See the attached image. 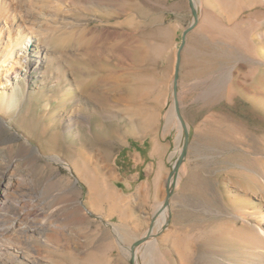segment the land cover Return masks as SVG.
<instances>
[{
    "label": "rangeland",
    "instance_id": "1",
    "mask_svg": "<svg viewBox=\"0 0 264 264\" xmlns=\"http://www.w3.org/2000/svg\"><path fill=\"white\" fill-rule=\"evenodd\" d=\"M48 1L53 14L59 3L73 31L51 41L52 67L32 77L20 107L0 112L8 124L0 131V172L11 156L16 172L28 173L17 166L22 143L41 151L35 180H23L12 192L0 223L18 215L23 227L33 226L57 207L74 218L63 227L55 213L52 229L0 234V247L22 251L18 262L5 254L0 264H132L131 247L148 234L162 207L185 142L174 84L183 34L194 23L190 0ZM194 1L198 22L186 37L178 84L189 152L167 218L162 211L156 216L152 235L136 247L135 264H145L143 252L156 242L171 264H181L173 245L199 249L208 242L230 259L264 263V248L245 237L250 226L240 217L264 211L260 179L250 170L264 169V94L254 96L264 90V0ZM5 20L0 34L7 33ZM58 98L68 109L41 120ZM27 105L34 121L23 125L18 113ZM69 119L70 134L56 147L52 132ZM45 127L50 132L44 138L38 132ZM157 178V193L139 210L136 184ZM47 179L54 191L44 196ZM21 199L41 204L33 211L17 205Z\"/></svg>",
    "mask_w": 264,
    "mask_h": 264
},
{
    "label": "bare ground",
    "instance_id": "2",
    "mask_svg": "<svg viewBox=\"0 0 264 264\" xmlns=\"http://www.w3.org/2000/svg\"><path fill=\"white\" fill-rule=\"evenodd\" d=\"M57 1L53 2L57 3ZM75 1L83 2L81 0ZM92 2H96V0H92ZM50 3L51 1L48 0H0V22L5 19L7 20V33L5 30V33L0 34V112L10 113L20 107L21 101L24 99L27 87L32 77L36 76L37 72H42L41 69L43 67H52V63L50 62L51 51L49 49L51 41L57 34H72L71 32L73 31V27L65 26V24H69V20L66 19L67 17L62 13V8L58 7L60 6L58 5L59 3L56 8H54L57 10L54 14V10L52 12L49 11L50 7H54ZM50 71L51 70L49 69V72ZM41 74L44 73L42 72ZM103 79H100L99 81ZM45 88L46 87H42L41 90L44 91L46 90ZM55 89L60 91L62 89V84L59 83ZM80 90L84 92V86L80 87ZM17 92H21L22 95H18ZM263 94L264 90L262 89L254 91L255 97ZM48 99L54 100L56 97H54V94H50ZM61 100V98H58L55 107L48 106L47 109H45V118L41 120L52 118L53 115L58 112V109H68L69 106L67 102ZM48 104L49 103L46 102L44 105ZM18 116L20 117L19 121H21L23 125L33 124L34 119L32 118L31 107L29 105L25 106V110L23 112L20 110ZM72 120L73 119H69L63 123L61 129L56 128V131L52 132L51 139L54 141V145L56 147L62 146L64 139L68 134H70ZM39 122L41 123L42 121L39 119ZM6 126H8L7 122L0 119V131H4ZM49 132L50 129L45 127L39 130L38 135L44 138L49 137ZM98 142V139L92 141L90 146L94 149V147L99 145ZM88 148L89 147H87V149ZM90 149L91 151H94L92 148ZM69 150L70 149H67L66 151ZM19 153V156H21L23 160L17 163V166L22 165L26 167L28 169V173L23 174L21 177L19 175L20 173L18 174L16 172V162L18 161H15L11 158V156L7 159L5 168L0 172V211L2 210V207L11 203V195H13L12 192L23 183V180H35L36 170L38 169L37 162L40 158L39 154L41 153L40 148L31 144L22 143ZM53 159L57 160V158ZM250 170L258 175L260 179L259 190H261L263 195L262 197L264 198V169L252 167ZM42 185V195L49 196L53 193L54 189H52L53 187L49 179L42 182ZM18 204L27 205V207H31L33 211H37L41 202L37 204L35 200L31 201L28 199H21L17 201V205ZM161 206L162 205H160V207ZM58 208L59 207L51 213V216H48L47 219L45 218V221H40L38 224L33 226L23 227L22 224L19 223L17 215V217H15L10 223H0V234H2V236H6L10 231H18L21 229L22 233L29 235L31 231L40 232L44 228H51L53 226L51 225L52 220L50 218H52L55 213L56 215L58 214L57 218L61 220L60 225L67 227L70 220L74 217L72 218V216L68 213L67 208L63 210ZM165 210L166 208L161 210L164 221L167 218ZM240 217L243 223L250 226L248 230L249 234L247 233L245 237L249 241H253L254 245L258 246L256 249L264 248V211L250 209L248 212L242 213ZM75 220L78 219L75 218ZM203 245L204 246L201 245L198 249L188 244H177L173 245L172 249L180 257L181 264H264L253 261V263L247 261H236L226 257L223 250L214 248L209 242ZM5 254L12 255L13 260H15L16 263L20 260L22 251L16 245L11 246V248L0 247V257L5 256ZM143 258L145 264H171L169 254L164 251L161 243L159 242L147 247L143 252Z\"/></svg>",
    "mask_w": 264,
    "mask_h": 264
},
{
    "label": "water",
    "instance_id": "3",
    "mask_svg": "<svg viewBox=\"0 0 264 264\" xmlns=\"http://www.w3.org/2000/svg\"><path fill=\"white\" fill-rule=\"evenodd\" d=\"M190 4H191V9H192V13H193V16H194V23L189 27L187 28L185 31H184V34H183V39H182V43H181V46L178 50V58H177V64H176V74H175V84H174V96H175V107H176V111H177V114L181 120V123L184 127V130H185V142L183 144V148H182V151L180 153V156L178 157V159L176 160V163L174 165V168L173 170L171 171L170 173V178H169V181H168V185H167V195H166V198H165V201L162 205V207L156 212L154 218H153V223L151 224L150 226V229H149V232L146 236L142 237V238H139L137 239L132 247H131V252H132V264H135V259H136V247H138L141 243H143L144 241H146L151 235H152V229L154 227V221L156 219V216L160 213V211L166 207L169 206L170 204V198L172 196V193H173V188L175 187L176 185V182L178 180V175H179V170L186 158V156L188 155V152H189V147H190V136H189V130H188V126L183 118V115H182V111H181V105H180V100H179V77H180V67H181V61H182V51H183V48L186 44V37H187V34L188 32L196 25V23L198 22V9L196 8V4H195V1L194 0H190Z\"/></svg>",
    "mask_w": 264,
    "mask_h": 264
},
{
    "label": "crops",
    "instance_id": "4",
    "mask_svg": "<svg viewBox=\"0 0 264 264\" xmlns=\"http://www.w3.org/2000/svg\"><path fill=\"white\" fill-rule=\"evenodd\" d=\"M154 176L157 177L155 173ZM158 186H160L159 178L153 182H141L140 184H136L134 198L139 210L146 209L150 205L153 196L159 189Z\"/></svg>",
    "mask_w": 264,
    "mask_h": 264
}]
</instances>
